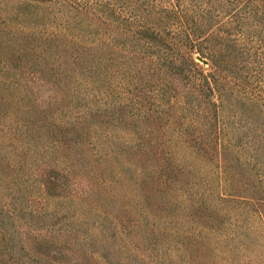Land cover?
<instances>
[{"label": "rangeland", "instance_id": "1", "mask_svg": "<svg viewBox=\"0 0 264 264\" xmlns=\"http://www.w3.org/2000/svg\"><path fill=\"white\" fill-rule=\"evenodd\" d=\"M109 1L106 28L67 2L17 28L0 0V264H264V19L217 55L216 111L211 50L172 49L204 0Z\"/></svg>", "mask_w": 264, "mask_h": 264}, {"label": "trees", "instance_id": "2", "mask_svg": "<svg viewBox=\"0 0 264 264\" xmlns=\"http://www.w3.org/2000/svg\"><path fill=\"white\" fill-rule=\"evenodd\" d=\"M111 1L116 3L114 0ZM16 2V5L12 4V8L16 10L14 15H16L17 28H22L25 21H32V19L38 18L30 12V8L39 10L42 8V5L55 4L56 2L69 3L71 7L79 11L76 12L77 14H81L92 23H96L99 28H106L109 24L108 12L115 10L112 7L113 5L107 4L110 2L109 0L96 1L100 3H80L72 0H16ZM169 2L168 10L175 11L177 4L180 9L179 0H170ZM203 4L204 7L200 9L198 12L199 16L196 17L198 23L194 22L193 25L187 27L186 21L184 22L181 19V30L178 29L179 39L173 42L172 49L176 56H186L192 69L196 65L193 58L194 50L197 49L196 51L201 57H203V54L200 52L201 48L211 50L213 70L208 75L197 72L199 77L191 83L190 87L195 91V97H199L201 105L203 104L204 106L209 103L217 111L220 106L212 98L215 96L216 76H220L218 66L216 65L218 60L217 55L231 57L233 46H236L237 40L240 37H244V26H247V23L255 21L254 15L262 17V20L264 19V0H204ZM43 18L47 19L45 15ZM255 22H258L257 25L264 29V21L263 24L259 21ZM153 34L154 38H161L160 33L158 34L154 31ZM255 36L258 37V35ZM152 44L153 42L149 41V44L146 45L152 47ZM155 44L159 53L157 58L162 60L164 56L161 53L163 52L164 45L161 40ZM216 98L221 99L222 97L219 95ZM202 110L206 112L207 107H202ZM198 143H202V141H198ZM213 144L222 145L223 150L229 148L223 141L221 143L215 141ZM198 145L200 144H196L195 146L198 147ZM219 146H216L218 153L220 152Z\"/></svg>", "mask_w": 264, "mask_h": 264}, {"label": "water", "instance_id": "3", "mask_svg": "<svg viewBox=\"0 0 264 264\" xmlns=\"http://www.w3.org/2000/svg\"><path fill=\"white\" fill-rule=\"evenodd\" d=\"M197 59L199 61H202V63L206 64L207 63V60L206 59H202L201 57L197 56Z\"/></svg>", "mask_w": 264, "mask_h": 264}]
</instances>
